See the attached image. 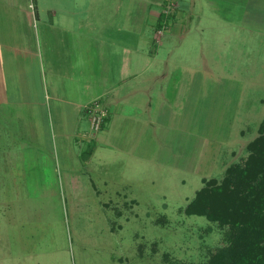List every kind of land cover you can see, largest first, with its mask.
<instances>
[{
  "label": "rangeland",
  "instance_id": "rangeland-1",
  "mask_svg": "<svg viewBox=\"0 0 264 264\" xmlns=\"http://www.w3.org/2000/svg\"><path fill=\"white\" fill-rule=\"evenodd\" d=\"M205 1H196L200 22L186 23L191 28L182 40L171 35L151 45L133 30L134 56L141 45L144 53L154 48L156 56L179 59L176 80L184 84L171 95L175 121L193 135L168 131L171 151L159 150L150 161L107 155L100 170L77 173L84 181L76 186L60 170L45 173L42 183L15 173L0 187V264H217L219 252H230L238 230L184 209L202 177L220 180L225 165L241 162L259 135L264 0ZM183 68L201 73L180 76Z\"/></svg>",
  "mask_w": 264,
  "mask_h": 264
},
{
  "label": "crops",
  "instance_id": "crops-1",
  "mask_svg": "<svg viewBox=\"0 0 264 264\" xmlns=\"http://www.w3.org/2000/svg\"><path fill=\"white\" fill-rule=\"evenodd\" d=\"M133 1L0 0V187L13 183L15 173L42 183L57 170L76 186L84 181L77 173L100 170L107 155L150 161L170 150L168 131L193 135L175 121L171 95L184 84L176 80L179 59L156 56L154 48L144 53L141 45L134 56L132 44L134 28L151 45L171 35L182 40L191 28L186 23L200 22L197 0L189 7L176 0L167 19H161L166 0H137L136 8ZM183 70L180 76L201 73ZM93 100L106 118L97 133L85 108Z\"/></svg>",
  "mask_w": 264,
  "mask_h": 264
},
{
  "label": "trees",
  "instance_id": "trees-1",
  "mask_svg": "<svg viewBox=\"0 0 264 264\" xmlns=\"http://www.w3.org/2000/svg\"><path fill=\"white\" fill-rule=\"evenodd\" d=\"M172 16L173 11H163L161 19ZM246 150V157L229 164L220 180L203 178L204 185L184 209L188 215L205 216L238 230L230 252L218 253L217 264H264V119Z\"/></svg>",
  "mask_w": 264,
  "mask_h": 264
},
{
  "label": "built area",
  "instance_id": "built-area-1",
  "mask_svg": "<svg viewBox=\"0 0 264 264\" xmlns=\"http://www.w3.org/2000/svg\"><path fill=\"white\" fill-rule=\"evenodd\" d=\"M173 0H167L163 11L168 14L171 13L173 10L171 9ZM86 111L90 118L91 129L93 132H98L102 129L104 118H105V111L102 108L100 102L98 100H93L89 104L85 106Z\"/></svg>",
  "mask_w": 264,
  "mask_h": 264
}]
</instances>
